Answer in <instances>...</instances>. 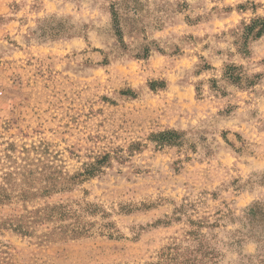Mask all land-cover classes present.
Wrapping results in <instances>:
<instances>
[{
  "label": "rangeland",
  "instance_id": "obj_1",
  "mask_svg": "<svg viewBox=\"0 0 264 264\" xmlns=\"http://www.w3.org/2000/svg\"><path fill=\"white\" fill-rule=\"evenodd\" d=\"M258 18L264 0H0V183L102 163L39 200L85 236L0 230V264H264Z\"/></svg>",
  "mask_w": 264,
  "mask_h": 264
},
{
  "label": "trees",
  "instance_id": "obj_2",
  "mask_svg": "<svg viewBox=\"0 0 264 264\" xmlns=\"http://www.w3.org/2000/svg\"><path fill=\"white\" fill-rule=\"evenodd\" d=\"M246 37L260 39L264 35V19L254 20L246 27ZM175 133H163L158 137L163 141ZM8 151V158L13 160L16 148L12 144ZM11 151V153H10ZM108 157H105V161ZM1 160V159H0ZM102 163L97 161L87 166L85 171L70 175L59 171L57 166L47 164L40 171L33 170L34 164L22 168H11L4 173L0 183V206L10 207L14 203L22 204L20 214H4L0 217V230L11 231L22 237L37 240L39 244L54 242L56 239L68 238L76 240L85 236V228H81V219L74 210L65 204H40L39 200L49 198L55 194L71 192L85 179L95 176L101 171ZM19 176V178H18ZM35 204V205H34ZM28 205L32 206L31 208ZM72 220L73 223L67 224Z\"/></svg>",
  "mask_w": 264,
  "mask_h": 264
}]
</instances>
